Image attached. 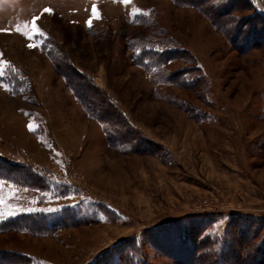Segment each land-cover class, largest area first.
Returning a JSON list of instances; mask_svg holds the SVG:
<instances>
[{
  "label": "rangeland",
  "instance_id": "1",
  "mask_svg": "<svg viewBox=\"0 0 264 264\" xmlns=\"http://www.w3.org/2000/svg\"><path fill=\"white\" fill-rule=\"evenodd\" d=\"M228 3L231 25L247 20L237 42L211 17ZM0 29V161L41 182L0 175V257L93 264L135 237L149 264H174L143 232L264 227V0H0ZM76 75L111 107L102 120ZM33 218L48 235L23 228Z\"/></svg>",
  "mask_w": 264,
  "mask_h": 264
},
{
  "label": "trees",
  "instance_id": "2",
  "mask_svg": "<svg viewBox=\"0 0 264 264\" xmlns=\"http://www.w3.org/2000/svg\"><path fill=\"white\" fill-rule=\"evenodd\" d=\"M208 1L209 0H207V2ZM201 2L205 3L206 0H201ZM195 5L198 6L199 4L195 2ZM209 6L208 11L212 13L216 12V4H209ZM220 8H226L228 10H219L220 13L216 12L215 15L211 14L213 24L223 36L227 37L230 35L232 36L231 38H235L236 40L241 33L242 27L244 29L247 20H243V24L239 21L240 23L237 24L240 25V27L236 29V27H234L235 24L231 25V20L233 19L228 17V11H231L229 9L232 8L238 9L237 6L233 3H228L226 5L224 4V6L220 5ZM258 35H260V33H258ZM263 36L264 33L260 36L259 40L255 39L251 47L254 48L259 46V42L262 41L261 39ZM235 40L234 42H237V40ZM245 42H248L247 39ZM245 42L243 43L244 45ZM243 44L239 47V51L241 52L245 48ZM170 55V51H163L161 53V58L165 56L169 57ZM179 59L187 60L183 57H179ZM188 71H190L189 68L172 73L165 78L173 80V78L178 76L181 77V75L188 73ZM72 78H76L74 80V82L78 84L76 89L80 91L82 98H85V100H81L83 101L81 105L92 115H94L93 110L97 111L99 114L98 118L102 120L101 109L107 106V110L109 111L111 107L106 105L105 101L99 100L97 97L96 99L91 97V95L93 96L91 93L96 91L88 89L85 85H83L85 86V88H83V86H81L82 84H80L81 80L79 79V75ZM93 84L94 83H91V85ZM82 98L80 97V99ZM26 170L30 172L29 169H26V167L22 165L0 161L1 178L12 181L21 187L41 188L39 179L30 180V178H26ZM33 219L24 222L25 227L20 224L21 228L23 227L29 231H35L38 235H48L49 228L45 226L47 224L43 223L41 219ZM20 223H22V221ZM262 223L263 220H249L242 217H233L226 224L223 233L216 236L215 242L212 243L208 236L200 235V229L191 230L190 227H186L185 224L182 225V221L173 222L167 225L165 224L159 227V229L153 228L143 232L142 243L144 238L151 240L159 239L157 240V244L150 245L155 251L153 253V258H164L165 261H173L174 264H264V227ZM258 239H260L261 242H255ZM134 240L135 237L129 238L110 248L108 251L102 253L93 264H149L142 250V245H135ZM167 245L175 247V249L172 250L173 254L163 253L162 250ZM3 256L0 257V264H20V261L24 263L26 260L23 256Z\"/></svg>",
  "mask_w": 264,
  "mask_h": 264
},
{
  "label": "snow or ice",
  "instance_id": "3",
  "mask_svg": "<svg viewBox=\"0 0 264 264\" xmlns=\"http://www.w3.org/2000/svg\"><path fill=\"white\" fill-rule=\"evenodd\" d=\"M122 2H126V0H122ZM217 2H219V0H217ZM45 12H49L51 13V9H44ZM137 12H139V10H137ZM93 16L97 17L98 18V13L95 11V4H93ZM39 19V17H33L32 19V29H33V33L34 34H39L38 33V29H37V26L35 24V21ZM88 24L89 26H91V21L89 20L88 21ZM19 27L17 26V31H19ZM0 31H7L6 29H0ZM23 34V33H22ZM29 47H34L35 45H32V44H29L28 45Z\"/></svg>",
  "mask_w": 264,
  "mask_h": 264
}]
</instances>
